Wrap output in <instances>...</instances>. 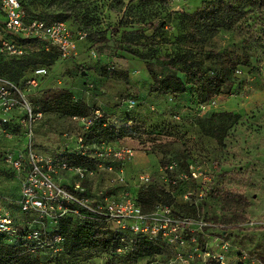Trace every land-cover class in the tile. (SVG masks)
<instances>
[{
  "label": "rangeland",
  "instance_id": "rangeland-1",
  "mask_svg": "<svg viewBox=\"0 0 264 264\" xmlns=\"http://www.w3.org/2000/svg\"><path fill=\"white\" fill-rule=\"evenodd\" d=\"M19 1L30 11L27 19L51 22L53 14H63L77 49L76 55L64 60L55 47L42 39L3 34L25 46L28 66L16 83L30 109L43 114L32 124L33 153L58 157L73 152L78 149L76 137L93 126L87 125V117L72 118L56 109L53 102L57 90L70 92L74 98L76 91L83 93L79 101L89 104L90 116L98 109L99 115L109 122L111 112L116 111L114 116L131 122L122 133L129 138L127 147L132 153L128 158H116L102 150L101 139H88L86 146L94 144L98 154H91L84 165L59 168L53 176L55 182L70 196L103 207L108 200H134L137 191L144 187L137 177L146 174L159 181L156 186L171 194L173 215L211 225L196 231L194 236L179 230L177 235L186 239L180 246L164 230L153 238L160 251L148 256L136 252L134 246L130 249L128 239L132 233L128 225L118 227L110 223L113 229L129 233L117 243L115 254L87 248L67 255L63 243L52 240L58 235L59 219L64 217L71 225L83 221L85 214L78 209L77 201L64 199L60 206L48 210L44 218L36 210H21L23 175L5 161L6 153L26 151L24 112L17 108L10 114V123L0 129V206L8 209L18 234L15 241L8 242L25 244L37 253L40 263L199 264L205 251H214L226 252L227 264H250V258L264 264V21H239L234 29H221L202 48L194 50L195 57L203 63L202 69L209 70L211 76V71L218 72L223 67V61L229 65L223 92L197 104L200 94L192 83L186 85L184 94L173 97L153 91L154 76L159 77L165 70L162 62L141 60L121 51L117 47L122 44L120 35H113L110 30L116 26L122 30L123 24L143 18L165 22L163 29H147L131 45L142 53L173 55L187 46L178 36L187 32L188 22L177 12H194L205 0H155L135 9L131 5H137V0H79L82 6L78 13L85 15L82 24L88 25L91 32L106 33L108 41L104 43L77 38V33L83 32L78 31L69 16L73 13V4L67 2L70 0ZM47 51L51 54H45ZM222 53L225 60L220 61L218 55ZM40 64L46 66L47 74L36 78L37 85H30L31 67ZM175 68L185 79L181 67ZM15 70L18 73V65ZM129 98L136 101L131 109L124 104ZM226 112L236 113L239 118L219 144L213 136L202 133L199 122ZM62 139L71 144L61 145ZM170 165L174 168L170 169ZM74 167L86 168L82 180ZM193 169L199 173L196 178L190 177ZM59 177L67 178L68 184L58 183ZM170 178L176 179L177 184L170 185ZM78 181L82 190L75 186ZM164 206L158 203L151 212L161 213ZM192 237L196 239L192 241ZM44 239L45 247H38ZM226 241L228 246L223 249Z\"/></svg>",
  "mask_w": 264,
  "mask_h": 264
},
{
  "label": "trees",
  "instance_id": "trees-1",
  "mask_svg": "<svg viewBox=\"0 0 264 264\" xmlns=\"http://www.w3.org/2000/svg\"><path fill=\"white\" fill-rule=\"evenodd\" d=\"M17 1L24 10V19L26 21L42 20L48 24L53 22L67 23L66 21L68 19L60 12L51 16L53 19L51 22L40 18L27 19L26 14L30 11L26 6H23L19 0ZM153 1L155 0H137V5H131V9L145 7L153 3ZM67 2L73 4V6L68 5L73 9V13L69 16L78 27V31L84 32L86 37L95 40L96 43L108 41V37L103 31H99L98 33L91 32L88 25L82 24V18L85 15L84 13L81 15L78 13L82 6V1L70 0ZM177 15L183 18V21L188 22L187 32L178 36V38L184 39L187 46L179 52H175L173 55L164 54L156 56L155 53H142L139 51L138 47L131 45L134 38L136 36H143L147 29L153 31H158L159 28L163 29L166 24L165 22L160 23L159 21L143 18L135 23L130 21L128 24H123L122 30L119 29V26L113 27L110 32L113 35H120L122 44L117 47L121 51L141 60L156 59L162 62L165 70L159 74V77L154 76L153 91L159 94H168L173 97L175 95L184 94L186 92V85L192 83L199 90L200 94V100L197 104L204 103L206 100L210 99L211 96H217L223 92V85L229 78V73L226 70L229 65L228 62L223 61V67L219 69L218 72L211 71V74H213V76H211L208 74L209 70L202 69L203 63L200 59L195 57L194 50L202 48L205 41L215 36L221 29H234L239 21L252 19L254 24L263 22L264 0H205L200 9L187 13L177 12ZM254 24L252 25L253 27H255ZM31 39L36 40L33 38ZM45 54L50 55L51 52L47 51ZM218 58L220 61L225 60V54H219ZM26 61L25 54L19 57H7L0 54V77L13 82L19 87L16 80L22 76L27 68L28 62ZM16 65L19 66L18 73L15 70ZM40 66L44 65H33L31 67L32 72L35 68ZM177 66L181 67V72L186 75L185 79L176 73L175 67ZM11 78L14 81L11 80ZM86 85L89 86L88 84ZM54 94H56V97L53 104L63 115L69 117H87L92 120L93 126L83 135L85 143H87L88 139H101L102 142L107 140L110 136H114L113 131L115 129L113 126L108 124L102 114L99 116L96 115V111L99 112L98 109L93 110L92 113L94 114L90 116L89 108L87 107L89 104L85 105L84 102L82 103L79 101V98L72 97L70 92L57 90ZM238 118L236 113H220V115L201 120L199 125L202 133L213 136L216 141L221 144L225 138L226 132ZM10 121L2 123V128L8 125ZM89 157H91L90 154H82L78 150H75L73 152H64L60 156L54 158L57 159V161L66 163L68 166H73L84 165L89 161ZM158 184V180L152 179L148 185L138 190L136 196H134L136 204H138L140 210L144 214H149L151 209L158 203H163V205L165 204L171 208L173 206L171 194L162 187L156 186ZM77 207L86 215L83 221L75 222L70 225L64 217L59 219L58 235L63 237L61 242L63 243L62 246L66 254L72 256L76 252L87 248H97L108 251L110 254H115V246L129 233L113 229L109 226L111 222L107 219H99L91 213L85 212L79 206ZM17 237V233L15 237H9L2 232L0 233V264H40V258L37 256V253L33 252L32 249L25 244L20 242H8V240L15 241ZM128 240H130L129 243L132 245L130 249L132 250L134 246L136 247V252H141L142 254L150 256V254L153 255L154 252L160 251V246L156 239L149 238L143 234L137 233L135 235H130ZM54 262L57 264L56 261Z\"/></svg>",
  "mask_w": 264,
  "mask_h": 264
},
{
  "label": "built area",
  "instance_id": "built-area-1",
  "mask_svg": "<svg viewBox=\"0 0 264 264\" xmlns=\"http://www.w3.org/2000/svg\"><path fill=\"white\" fill-rule=\"evenodd\" d=\"M0 11L3 16L2 25L0 26V34L2 31L17 33L23 37L33 38L36 40L42 39L46 41L50 46L55 47L58 51L61 59H69L76 55V43L72 34V30L65 22H53L48 24L42 20H28L24 19V10L19 5L17 0H0ZM78 39L83 40L86 34L77 33ZM25 46L19 44L13 39H0V54L7 57H19L25 54ZM47 74V68L45 66L37 67L33 70L32 76L29 78L30 85H37L36 78ZM135 99L129 98L124 104L128 109L135 107ZM20 109L24 112L22 122L25 125L27 143L26 151L24 153H6L5 161L8 165L17 172L23 175L21 181V201L20 208L23 211L30 209L36 210L40 217L44 218L47 211L52 209L53 206H60L61 202L77 201L79 207L87 213H91L99 219H107L111 223L117 224L118 227L129 228L132 235L137 233H145L149 238H155L162 234L164 230H167L173 238L177 240V245H184L186 239L178 236L179 230L189 233L191 236L196 231H201L202 228L209 227L211 224L204 222L192 221L189 218H180L172 214V209L169 206H164L161 213L151 212L144 214L135 200L124 197L122 200L114 201L108 200L104 203L103 207L91 205L86 199L78 200L69 194H67L58 185L53 176L57 173L59 168H68L67 164L61 161H57L52 156H38L34 154L31 148V136H32V124L41 118V113L33 112L28 102L25 99V95L20 91L13 82L0 77V129L1 124L10 121L11 112L13 109ZM96 115L99 116V112L96 111ZM87 125L92 123L91 119L86 121ZM77 147L78 151L82 154H87L85 138L83 135H78ZM131 151L128 148H119L114 156L120 159L128 158L131 155ZM78 172L79 180L84 178L86 168L74 167ZM173 169V165L169 166ZM108 167V170H111ZM199 176L197 170L193 169L190 172L191 178ZM122 180V177H119ZM137 179L143 186L148 185L151 182L149 175L140 174ZM170 185H176V179L170 178L168 180ZM75 186L82 190L80 182H76ZM74 212H77L75 209ZM86 218V215L83 216ZM128 222V223H127ZM130 222V223H129ZM126 223V224H125ZM4 233L9 237H15L17 229L13 226L12 217L9 214L8 209L0 206V233ZM196 238L192 237L194 241ZM56 243H61L63 237L56 235L53 239ZM46 239L41 241V245L38 247L44 248ZM228 242H224L222 248L226 249ZM40 264H55L54 261H48L47 263ZM199 264H227L226 252H214L205 251L203 257H200ZM250 264H259L257 259L250 258Z\"/></svg>",
  "mask_w": 264,
  "mask_h": 264
},
{
  "label": "crops",
  "instance_id": "crops-1",
  "mask_svg": "<svg viewBox=\"0 0 264 264\" xmlns=\"http://www.w3.org/2000/svg\"><path fill=\"white\" fill-rule=\"evenodd\" d=\"M2 20H3V16H2V13L0 11V26L2 25ZM5 33L6 34H9L8 32L2 31L1 34H0V39L5 38L4 35H3ZM6 39H10V37L9 38H6ZM75 93L77 95V98H79V99L81 98V95L83 94V93H80L79 91H76ZM115 113H116V111L111 112L112 117L108 120L109 121L108 124L111 125V126H113V128L115 129L113 131L114 132L113 133L114 136H110L109 138H107V140H104L101 143V146H103V149L102 150H105V152H107V151L110 152L111 155H114V153L117 152V150L120 147L121 148H128L127 145L129 144V138L127 136L122 135V133H125V129H126V128H123V127H126L131 122H129L127 120V118L123 119V118L114 116ZM42 115H41V117H42ZM72 118H79V117L72 116ZM81 119L84 120V118H81ZM133 119H136V118L134 117ZM84 125H86V124L84 123ZM60 142L62 143L61 145H63V144L64 145L65 144H71V142H68L67 140L65 141V139H62ZM59 143L57 144V146L59 145ZM60 149H62V146H61ZM97 151H99L98 150V147H96L94 144H91L89 146L87 145L86 152L88 154H90V155L91 154L92 155L93 154L94 155H97L98 154ZM57 181H58V183L68 184L67 178H64V177L57 178Z\"/></svg>",
  "mask_w": 264,
  "mask_h": 264
}]
</instances>
